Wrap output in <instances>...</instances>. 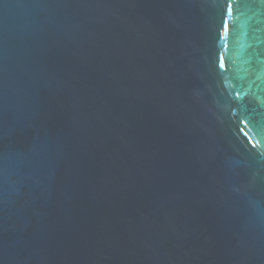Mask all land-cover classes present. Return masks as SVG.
I'll return each instance as SVG.
<instances>
[{"label":"water","instance_id":"95a60500","mask_svg":"<svg viewBox=\"0 0 264 264\" xmlns=\"http://www.w3.org/2000/svg\"><path fill=\"white\" fill-rule=\"evenodd\" d=\"M0 264H264V0H0Z\"/></svg>","mask_w":264,"mask_h":264}]
</instances>
